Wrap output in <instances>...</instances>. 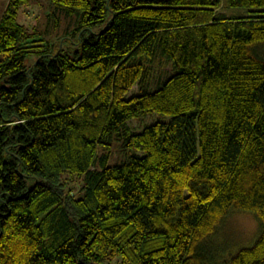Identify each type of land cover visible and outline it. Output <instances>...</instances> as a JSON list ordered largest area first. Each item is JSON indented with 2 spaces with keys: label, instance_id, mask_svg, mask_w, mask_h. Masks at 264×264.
Returning a JSON list of instances; mask_svg holds the SVG:
<instances>
[{
  "label": "trees",
  "instance_id": "16d2710c",
  "mask_svg": "<svg viewBox=\"0 0 264 264\" xmlns=\"http://www.w3.org/2000/svg\"><path fill=\"white\" fill-rule=\"evenodd\" d=\"M29 1L0 18V264H264V0H49L67 49ZM232 210L261 234L212 263Z\"/></svg>",
  "mask_w": 264,
  "mask_h": 264
},
{
  "label": "rangeland",
  "instance_id": "374dc122",
  "mask_svg": "<svg viewBox=\"0 0 264 264\" xmlns=\"http://www.w3.org/2000/svg\"><path fill=\"white\" fill-rule=\"evenodd\" d=\"M223 1L225 2V0ZM7 4L8 0H0V18ZM52 9L49 7V0H30L27 5H23L20 8L19 20L33 27L39 37L49 40L50 44L53 45V49L58 45L65 49L69 47L75 48L73 40L79 37L77 36L79 16L67 17L62 13L50 16ZM63 37L64 39L68 38V40L63 42ZM259 52L264 55V47ZM34 59L35 55H30L27 61L28 64L32 63ZM136 90L137 87L135 86L130 94L136 92ZM155 119H159L156 113H148L138 120L129 121V124L136 129H140L144 124L146 125ZM162 119H168V117ZM260 234L261 222L253 213L232 210L216 232V235L213 236V253L210 254L207 260L212 263H220L224 257L228 259L231 254L241 247L254 244Z\"/></svg>",
  "mask_w": 264,
  "mask_h": 264
}]
</instances>
